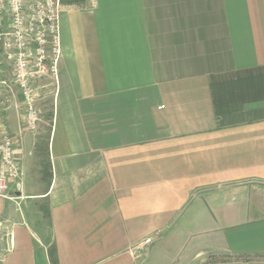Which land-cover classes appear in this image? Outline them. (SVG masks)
Instances as JSON below:
<instances>
[{"label": "crops", "instance_id": "obj_1", "mask_svg": "<svg viewBox=\"0 0 264 264\" xmlns=\"http://www.w3.org/2000/svg\"><path fill=\"white\" fill-rule=\"evenodd\" d=\"M62 5L49 135L6 99L0 264L264 255V0Z\"/></svg>", "mask_w": 264, "mask_h": 264}, {"label": "built area", "instance_id": "obj_2", "mask_svg": "<svg viewBox=\"0 0 264 264\" xmlns=\"http://www.w3.org/2000/svg\"><path fill=\"white\" fill-rule=\"evenodd\" d=\"M62 8V0H0V198L13 199L9 184L22 181L15 137L4 122L6 99L16 94L25 99L22 122L28 131H35L40 122L34 104L37 85L47 78L58 81ZM151 242L148 238L135 250Z\"/></svg>", "mask_w": 264, "mask_h": 264}, {"label": "rangeland", "instance_id": "obj_3", "mask_svg": "<svg viewBox=\"0 0 264 264\" xmlns=\"http://www.w3.org/2000/svg\"><path fill=\"white\" fill-rule=\"evenodd\" d=\"M34 104L40 112V122L37 129L31 133L35 134V139H43L51 132L55 116L57 115L52 79L47 78L39 81ZM188 264H264V255H226L205 252Z\"/></svg>", "mask_w": 264, "mask_h": 264}]
</instances>
